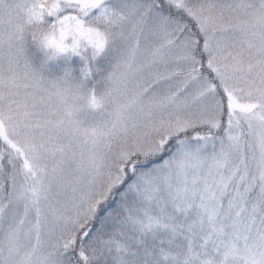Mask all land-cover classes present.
<instances>
[{
  "label": "snow or ice",
  "instance_id": "obj_1",
  "mask_svg": "<svg viewBox=\"0 0 264 264\" xmlns=\"http://www.w3.org/2000/svg\"><path fill=\"white\" fill-rule=\"evenodd\" d=\"M0 264H264V0H0Z\"/></svg>",
  "mask_w": 264,
  "mask_h": 264
}]
</instances>
